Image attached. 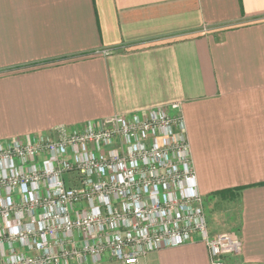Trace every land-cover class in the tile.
I'll return each instance as SVG.
<instances>
[{
	"label": "crops",
	"instance_id": "1",
	"mask_svg": "<svg viewBox=\"0 0 264 264\" xmlns=\"http://www.w3.org/2000/svg\"><path fill=\"white\" fill-rule=\"evenodd\" d=\"M173 104L209 234L242 243L225 264H264V0H0V141Z\"/></svg>",
	"mask_w": 264,
	"mask_h": 264
},
{
	"label": "built area",
	"instance_id": "2",
	"mask_svg": "<svg viewBox=\"0 0 264 264\" xmlns=\"http://www.w3.org/2000/svg\"><path fill=\"white\" fill-rule=\"evenodd\" d=\"M195 238L210 264L241 252L209 234L178 104L0 141V264H144Z\"/></svg>",
	"mask_w": 264,
	"mask_h": 264
},
{
	"label": "rangeland",
	"instance_id": "3",
	"mask_svg": "<svg viewBox=\"0 0 264 264\" xmlns=\"http://www.w3.org/2000/svg\"><path fill=\"white\" fill-rule=\"evenodd\" d=\"M206 208H207V207H206ZM228 212H230V213H231V211H230V210H229ZM205 216H206V219L208 220V217H209L210 215H209V212H208V210H207V209L205 210ZM220 217L223 219V218H225V215L217 216L216 218H220ZM213 219H214V217H213ZM226 221H227V220H224V222H226ZM224 222H223V224H224ZM224 227H226V225H225V224H224Z\"/></svg>",
	"mask_w": 264,
	"mask_h": 264
}]
</instances>
